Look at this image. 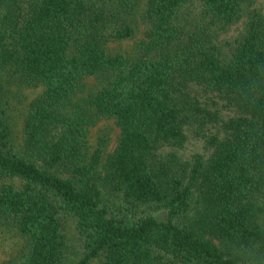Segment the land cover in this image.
<instances>
[{
    "label": "trees",
    "instance_id": "1",
    "mask_svg": "<svg viewBox=\"0 0 264 264\" xmlns=\"http://www.w3.org/2000/svg\"><path fill=\"white\" fill-rule=\"evenodd\" d=\"M0 1V69L42 87L22 149L0 105V227L23 238L20 264H65L68 220L82 247L75 264H240L237 252H264V13L246 11L254 0H145L147 40L131 57L105 43L136 36L143 0ZM88 78L100 86L82 95ZM102 120L120 129L107 156L101 144L86 152ZM191 139L208 148L182 160ZM109 188L123 206L107 203Z\"/></svg>",
    "mask_w": 264,
    "mask_h": 264
},
{
    "label": "rangeland",
    "instance_id": "2",
    "mask_svg": "<svg viewBox=\"0 0 264 264\" xmlns=\"http://www.w3.org/2000/svg\"><path fill=\"white\" fill-rule=\"evenodd\" d=\"M144 1L136 5L133 11L134 17L137 19L136 36L131 39L114 40L107 38L105 46L110 52H119L126 56H134L137 54L142 44L147 40L148 25L144 21L142 14L145 8ZM246 11L258 10L264 13V0H254L251 5L246 6ZM246 14V12H245ZM4 15L3 1H0V34L4 31ZM247 14L235 26L220 38L223 41H230L238 34L246 21ZM1 51V46H0ZM0 85L2 86L0 95V105L4 107L8 113V118L11 124L12 136L15 146L22 149L25 140L24 121L28 115V111L32 101L42 93V87L25 81L14 69H0ZM100 86V82L94 78H88L84 84L82 95H87L94 92ZM235 115L232 110H222V116ZM218 129H214L215 133ZM120 129L115 125L113 120H102L97 125L88 130L86 137V152L92 151L100 144L103 146L105 155L112 153L118 144ZM208 147L202 140L191 139L182 149L178 150V155L182 160L193 159L195 155H202ZM107 203L117 208L123 206L119 197L111 194L110 188L104 191ZM256 206L260 209L259 215L264 225V191L258 195ZM144 208V207H143ZM146 209V208H144ZM161 219H166V213L162 210L148 209ZM197 209L194 212L196 214ZM193 215V212H192ZM67 237L65 264H75L81 257L82 247L81 241L76 230L74 221L68 220L65 225ZM218 243V241H216ZM25 252V242L23 238L9 226L0 227V264H20ZM237 254L240 257V264H254L255 259L262 260L264 252L258 254L255 251Z\"/></svg>",
    "mask_w": 264,
    "mask_h": 264
}]
</instances>
